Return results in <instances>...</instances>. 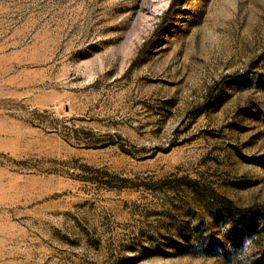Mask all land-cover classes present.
Masks as SVG:
<instances>
[{
  "label": "rangeland",
  "instance_id": "374dc122",
  "mask_svg": "<svg viewBox=\"0 0 264 264\" xmlns=\"http://www.w3.org/2000/svg\"><path fill=\"white\" fill-rule=\"evenodd\" d=\"M0 264H264V0H0Z\"/></svg>",
  "mask_w": 264,
  "mask_h": 264
},
{
  "label": "trees",
  "instance_id": "16d2710c",
  "mask_svg": "<svg viewBox=\"0 0 264 264\" xmlns=\"http://www.w3.org/2000/svg\"><path fill=\"white\" fill-rule=\"evenodd\" d=\"M222 201H223L222 202L223 204H221V205H222V208L225 211L226 215L228 217H234L236 212H234L235 206H233V203L228 199H224Z\"/></svg>",
  "mask_w": 264,
  "mask_h": 264
}]
</instances>
